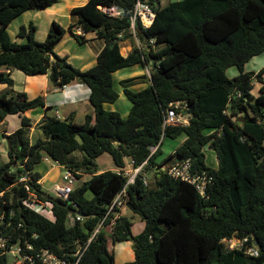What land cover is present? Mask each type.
<instances>
[{"label":"trees","instance_id":"16d2710c","mask_svg":"<svg viewBox=\"0 0 264 264\" xmlns=\"http://www.w3.org/2000/svg\"><path fill=\"white\" fill-rule=\"evenodd\" d=\"M143 1L154 8L156 19L149 29L137 27L142 47L130 32L136 0H90L71 10L78 21L68 30L78 42L86 43L85 35L94 33L106 43L97 63L83 70L56 53L67 32L58 22L52 23L44 42L36 40L34 23L18 33L26 43L13 41L8 32L26 11L47 9L57 0H0V68H16L31 76L49 72L59 87L74 80L86 84L95 111L83 123L47 115L40 122L45 138L35 143L27 116L21 127L4 135L9 149L8 161H0L1 228L9 245L24 246L28 241L35 250L50 249L69 264H76L75 254L81 252L78 264H115L109 237L113 242L133 240L135 260L127 264H264V69L258 73L245 69L252 57L264 52V0H180L165 7L161 0ZM99 7H117L122 16H108ZM77 30L84 35L75 34ZM128 39L133 49L124 56L121 43ZM146 39L155 40L156 50L144 46ZM137 64L150 70L151 83L135 91L130 88L132 79L121 81L132 103L125 118L107 110L105 103L119 98L113 73ZM233 66L239 74L230 78L227 69ZM254 79L262 83L258 95L253 93ZM0 84L12 86L14 79L0 70ZM174 101L187 105L188 124L165 125L167 108ZM39 106H45L43 95L0 94L1 120ZM183 133L187 137L174 154L158 161L164 139ZM153 145L159 147L151 155ZM205 146L215 151L217 167L207 164ZM105 153L116 168H126L127 159L139 165L149 158L145 170L151 181L145 185L137 178L126 189L125 203L145 227L135 235L133 218L121 215L110 232L101 229L89 243L107 206L127 182L114 169L100 171L98 158ZM174 156L190 158L194 171L213 176L207 197L160 168ZM45 157L76 171L78 178L93 175L71 193L82 220L72 219V204L39 183L41 174L34 168ZM25 176L27 180H21ZM29 192L47 202L51 216L27 203ZM114 215L106 217V224ZM233 236L248 237L251 246L256 240L259 255L229 250L223 239ZM12 260L0 248V264Z\"/></svg>","mask_w":264,"mask_h":264},{"label":"crops","instance_id":"0c3cea01","mask_svg":"<svg viewBox=\"0 0 264 264\" xmlns=\"http://www.w3.org/2000/svg\"><path fill=\"white\" fill-rule=\"evenodd\" d=\"M55 5L47 9H44L43 11H45L46 14L51 19L57 17L58 15H64L65 23L64 24L60 23V25L65 27L67 29V32L65 36L56 45L55 51L60 56H66L68 59V62L71 63L72 62L71 52H73L72 47L75 44H78V45L81 44L78 42L76 37L68 30L70 25L75 24L78 21V18L71 14V10L75 8V6H69L68 13L64 14V12L61 11V9H56L54 7ZM32 10H36V9H32ZM32 10H29L23 13L21 16L16 18L9 26L8 32L13 41H16L19 43L27 42L26 39L19 38L18 33L22 26H28L30 23H34V25L37 27V31L35 35L36 40L39 42H44L46 40L48 33L50 31V27L55 20H49L48 24L45 25L43 29L41 30V28H39V24L35 20L40 17L39 13L35 11V13L32 14L30 13ZM38 10H42V9H38ZM21 19L22 21L19 23V25L13 29L15 34H12L10 32V28L12 24H14L15 22H18ZM78 32L79 31L77 30L75 34L79 35ZM83 35L84 34L82 33V36ZM85 39L87 40V42L81 45L87 46L88 53L85 56L79 55L78 57L82 61H87L88 64H85V65H75L74 64L73 65V63H71L73 66L78 67L83 70L89 69L97 63V57L99 53L101 52V50H103L106 45L105 41L97 39L94 33L85 35ZM121 44L123 45V47L122 46L121 47L124 49V50H121V52L124 56H127L133 49V41L131 39H128V40L123 41ZM137 66H142L143 68H146L141 64H137L134 66L119 69L113 73L114 87L119 93V98L113 103H105V108L107 110L119 111L121 115L125 118L128 117L129 115L132 103L129 100V98L126 96L125 91H124V86L122 85L121 81L126 80V79H132L130 88L135 91L144 89L151 83L150 77L146 78V74L141 70H136L134 72H127L129 71L128 69H135L137 68ZM245 69L246 71H251L255 73H258L260 70L264 69V52L252 57L246 63ZM0 70L6 73H9L11 77L14 79V84L12 86L6 85V84H0V94L4 92H11V93H14L15 95L17 93H24L26 94L27 98H34L39 95H43L44 97L45 106L35 107V108L27 110L24 113H21L22 115L27 116L32 120V126L30 128L31 143H35L40 138L41 139L45 138L43 129L40 127V122L47 115L56 116V113L58 112L60 116L62 117V119H72L73 118L77 123H80L78 122V120L80 119L83 120L81 121L83 123L88 114H91L93 117L95 116L94 107L90 101L91 90L86 84H83L81 82H78L77 80H74L71 83L67 84L66 87L62 88V87L55 85L52 82L49 72L45 74H37V75L31 76V75L24 74V72H21V70L16 69V68L10 69L7 67H1ZM121 71H125V72L121 76H117V74ZM238 74H239V69L235 66L227 69V75L230 78H233ZM263 78H264V73H263ZM261 85H262L261 82L257 81L256 79L253 80V86H254L253 93L255 95L259 94ZM124 96L129 101L126 100ZM119 101H123V105L126 107L125 111H120L116 109L115 105H117ZM50 106L53 108H48ZM61 108L63 109L64 113H61ZM79 111H81L80 114H79ZM22 115H20L21 118L23 117ZM2 124H3V127H1ZM15 126L17 128L19 126V123ZM12 132L13 130H10V116H6L3 120H1V124H0V158L6 157L4 159V162L8 161V149H9L8 140L4 135L11 134ZM34 136H36V139L34 138ZM186 137L187 136L185 134V139ZM184 140L181 142V144L184 142ZM176 149L173 151L172 155L174 154ZM100 158H102L103 160V163H101V165L106 166L100 171H104L108 169H114V170L116 169L111 155H109L108 153L101 155L98 158L99 162H100ZM129 160L130 159H127V161ZM49 161H50V158L45 157L43 161L39 163V164H43L45 168V171L43 174L41 173V178L39 180V183L41 184L42 188L45 184L44 180L48 179V180L54 181L56 178L57 171L59 169L58 167H62L60 164L54 161V165L56 166L55 167ZM110 164H112V166H110ZM92 176H93L92 174H83L79 179L86 181V180H89ZM62 179H63V176H62ZM56 182L58 181H55L54 183ZM122 215L130 216L133 218V225H132L133 234L137 235L141 231H143L145 227V221L142 220L141 222H135L134 219L136 218V214H133L132 212H130L126 206L122 210ZM136 225H138V231H135ZM107 229H110V227L108 226ZM107 231L110 232V230H107ZM115 263H116V260H115Z\"/></svg>","mask_w":264,"mask_h":264},{"label":"built area","instance_id":"2783aa9c","mask_svg":"<svg viewBox=\"0 0 264 264\" xmlns=\"http://www.w3.org/2000/svg\"><path fill=\"white\" fill-rule=\"evenodd\" d=\"M99 9L102 13L114 18H120L122 16V11L117 7H99ZM155 19L156 12L154 8L149 3L144 2L143 0H136L134 9L131 14L130 32L133 35V40L139 47L143 46V41H141L138 36L137 27L139 26L142 29H149L154 24ZM78 31L79 35H82V32L80 30ZM118 37L119 39H123V34H120ZM144 46H147L148 50H156L154 39L150 41L146 39ZM66 86L67 85L64 84L61 87L63 88ZM187 109V105L181 101L170 102L165 115V125L175 126L188 124L189 113H187ZM56 117L62 119L58 112L56 113ZM158 147L159 145H153L150 147L151 155L157 151ZM148 159L149 158H147L143 163L139 165H135L134 160H129L126 168L117 167L115 169L118 174L127 177L126 185L117 194L114 200L107 206V214L96 228L93 236L89 240V243L96 235V233H98L101 229H107L108 226L110 227V229H112V226L115 224L116 220L122 215V210L126 206V189L129 185L134 184L137 178H140L145 185H148L149 174L145 170ZM62 167L66 169V174L63 175L62 181L56 182L53 185L52 189L54 191V195L72 204V206L75 208V211L72 214V219L82 220L84 216L77 211L79 209L78 204L71 200V193L74 189L72 184L76 179H78L77 172L65 166ZM160 168L166 171V173L172 178L188 182L195 186L196 190L200 193L201 196H208V189L213 182V176L207 171H194L190 158L183 159L181 157L174 156L170 163H168L167 165H163ZM27 178L28 177L25 176L21 178V180H27ZM0 194H2V192H0ZM26 201L29 205L34 206L40 212H44V210L48 206L47 202L41 200L38 194L35 192H29ZM111 212H115V215L114 217H112V220L106 224V217ZM3 221V218H0V248L4 253H9L12 255L13 260L11 264H69L67 259L58 256L50 249L41 248L39 250H35L33 244L29 243L28 241L25 242L24 246L20 244L9 245V236L7 237L4 233V230L1 228V223ZM248 241V237L241 239L236 236L223 239V242L227 244L229 250L238 249L244 251L250 256H258L260 252L259 248L255 244L253 246L247 245ZM88 245L85 246V249L88 247ZM82 253L83 252L75 254L78 256L76 264H78Z\"/></svg>","mask_w":264,"mask_h":264},{"label":"rangeland","instance_id":"374dc122","mask_svg":"<svg viewBox=\"0 0 264 264\" xmlns=\"http://www.w3.org/2000/svg\"><path fill=\"white\" fill-rule=\"evenodd\" d=\"M57 4L54 6L56 9H61V11L64 12V14H67L68 13V7L69 6H75V7H80V6H83L85 4H87L90 0H57ZM176 1H180V0H161V4L162 6H167L169 5L170 3L172 2H176ZM38 12L39 13V18L35 19L36 22L39 24V28H41V30L43 29V27L45 25L48 24L49 20H55L56 22H58L59 24H64L65 23V19H64V15H58L57 17L55 18H50L45 11L43 10H32L30 13H35ZM31 14V15H32ZM22 21L19 20L18 22H15L14 24H12L11 28H10V32L12 34H15L13 29L15 27H17L19 25V23ZM78 43V42H77ZM80 43V42H79ZM121 46L123 47V45L121 44ZM121 47V50H124L123 48ZM72 50L73 52H71V63H73V65H85V64H88L87 61H82L81 59H79V55H86L88 53V50H87V46H83V45H78V44H75L73 47H72ZM129 71L127 72H134L136 70H141L143 71L145 74H146V78L150 77V70L147 69V68H143L142 66H137V68L135 69H128ZM22 72V71H21ZM125 71H121L117 74V76H121ZM25 74V73H24ZM124 98L126 100H128L125 96ZM129 101V100H128ZM116 109L120 110V111H125L126 107L123 105V101H119V103L117 105H115ZM61 113H64L63 112V109L61 108ZM81 113V111H79V114ZM22 115L21 113L18 114V113H15V114H8L7 116H10V130H13V132L18 129L19 127L22 126V118L21 116ZM24 116V115H22ZM81 121L83 120H78V122L82 123ZM85 121V120H84ZM6 122V121H5ZM19 123V126L16 128L15 125H17ZM3 127V124L2 126ZM2 135V134H1ZM34 138L36 139V136H34ZM185 139V134H181L179 135L178 137L176 138H169V137H166L163 141V144L161 145V151L158 153V157H157V160L159 161H163L165 159H167L168 157H170L173 153V151L181 145V142ZM205 150V153H206V162L208 165L212 166V167H216L218 165V158L216 156V153L215 151L210 148L209 146H205L204 148ZM76 154L78 155H82V152L80 151H76L75 152ZM107 156V155H106ZM6 157H3V158H0V161L4 162V159ZM107 158V157H106ZM51 164L54 165V161L52 159H50L49 161ZM98 163H99V169H103L104 167L106 166H103L101 165V163H103V160L102 158H100V162L98 160ZM110 166H112V164H110ZM56 167V166H55ZM58 171H57V174H56V178L55 180H48V179H45L44 180V190H46L47 192L51 193L54 195V191L52 189V185L55 184L54 182L55 181H62V176L64 174H66V169L64 167H58ZM34 171H37L39 172L40 174L44 173L45 171V168H44V165L43 164H37L34 168ZM151 181V178L149 177V182ZM83 180L81 179H76L74 181V183L72 184L73 188H76L78 186H80L82 184ZM93 195L92 191H89L87 193V196L91 197ZM45 214H47L48 216H51V211H50V208L49 206L46 207L45 209ZM135 222H141L143 219L139 216V215H136V218L134 219ZM70 223H72V220L70 221ZM107 230H111V229H107ZM135 231H138V225L135 226ZM109 248L111 250V252L114 254L115 256V260H116V263L118 264H127V263H130V262H133L135 259V254H134V246H133V240H124V241H118V242H113V240L109 237ZM115 263V264H116Z\"/></svg>","mask_w":264,"mask_h":264},{"label":"water","instance_id":"95a60500","mask_svg":"<svg viewBox=\"0 0 264 264\" xmlns=\"http://www.w3.org/2000/svg\"><path fill=\"white\" fill-rule=\"evenodd\" d=\"M190 113H192V110H190ZM80 214H82V212H79ZM83 215V214H82ZM254 244L256 245V246H258V242L255 240V242H254Z\"/></svg>","mask_w":264,"mask_h":264}]
</instances>
